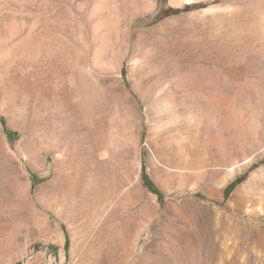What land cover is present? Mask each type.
I'll return each mask as SVG.
<instances>
[{"label": "rangeland", "instance_id": "obj_1", "mask_svg": "<svg viewBox=\"0 0 264 264\" xmlns=\"http://www.w3.org/2000/svg\"><path fill=\"white\" fill-rule=\"evenodd\" d=\"M99 1L0 0V264H264V0Z\"/></svg>", "mask_w": 264, "mask_h": 264}, {"label": "bare ground", "instance_id": "obj_2", "mask_svg": "<svg viewBox=\"0 0 264 264\" xmlns=\"http://www.w3.org/2000/svg\"><path fill=\"white\" fill-rule=\"evenodd\" d=\"M40 1V0H39ZM196 0H174L173 2H174V4L175 5H179V6H183V5H190V4H192L193 2H195ZM100 2V8H101V12H100V14H101V17H102V19H106L107 18V20H110V21H112L113 22V25H115V26H122V28L124 27V26H126L127 27V25H128V22H129V20H130V17L127 15V10H128V5H130V4H128V1L127 0H100L99 1ZM196 3V2H195ZM40 4V3H39ZM44 4V3H43ZM43 7V6H42ZM41 8V7H40ZM39 8V10H37V12H36V14H35V29H34V34L33 35H31V36H34V40H33V44H35V46H33L32 45V48L33 47H35V51H36V55H37V57H38V60L37 61H35L36 62V64H35V68H37V70H34L33 72H35L36 71V73H34L35 75L37 74V72H39V71H42L43 72V70L45 71H47L48 69H49V71L51 70L50 69V67L53 65V64H55L54 62H55V58L57 59V57H58V55L60 54H62V51L59 53V51H58V49H57V47H59L61 50H63L64 51V49H66V47H67V44H68V42L67 41H65L62 37H60V36H58V35H56L57 33H61L62 35H69L68 34V30H66V28H62V25H61V27H60V25L58 26V25H56V24H53V21H51L49 18H45L44 17V9H40ZM45 8V7H44ZM53 20V19H52ZM106 20V21H107ZM129 26V25H128ZM129 28V27H128ZM125 29V28H124ZM126 31V30H125ZM128 31H130V29L128 30ZM127 31V32H128ZM126 34V33H125ZM128 34V33H127ZM125 35L124 36V34L122 33V36H124V40H126L125 38L128 36V35ZM1 35V34H0ZM22 35H24L23 33H22ZM21 36V35H20ZM22 37V36H21ZM20 37V38H21ZM25 37V36H24ZM23 37V38H24ZM19 38V39H20ZM22 38V41L21 42H23L24 43V40H28V37H26V38H24L23 39ZM123 38H121V40H122ZM16 40H17V38H16ZM128 40V39H127ZM126 40V42H128ZM20 40H18V43H20L19 42ZM25 42H28V41H25ZM2 43V42H1ZM4 43V42H3ZM16 43V42H15ZM23 43H20V45L19 44H15L16 46H17V48H19L18 46H20L21 47V45L23 44ZM123 44L125 45V43L123 42ZM122 44V45H123ZM5 45H7L6 43H4L3 44V46H5ZM9 45H11L12 47H13V44H9ZM121 45V46H122ZM8 46V45H7ZM22 46H24V45H22ZM31 47V46H30ZM11 48V47H10ZM1 49V48H0ZM11 49H13V48H11ZM16 49V48H15ZM29 49V48H28ZM27 48H25L24 50H23V52H22V54L23 55H25V50H27V51H29ZM59 49V50H60ZM16 50H18V49H16ZM14 51V53L15 52H17V51ZM21 51H22V49H20ZM19 50V51H20ZM18 51V52H19ZM13 52V51H12ZM18 52H17V54H18ZM32 53H33V50L31 51ZM31 52L29 51V54H31ZM13 53V55L15 56V55H17L16 53L14 54ZM64 53V52H63ZM22 54H20V55H22ZM67 54V53H66ZM27 55H28V52H27ZM64 55V54H63ZM13 56V57H14ZM28 56H30V55H28ZM62 56V55H61ZM20 56H18L17 58H19ZM27 57V56H26ZM32 57V56H31ZM33 57H34V55H33ZM15 58V59H14ZM13 59H14V61L15 60H17V58L16 57H14ZM23 58V57H22ZM22 58H20V59H22ZM30 58V57H29ZM34 59H35V57H34ZM65 59V58H64ZM67 59V58H66ZM66 59H65V61H66ZM26 60V59H25ZM58 60V59H57ZM61 60V59H60ZM59 60V61H60ZM29 61V59L28 60H26V62H28ZM33 61V60H32ZM32 61H29V62H31L30 64H31V66H32V64H33V66H34V63H32ZM22 62H24V60L22 59L21 60V62L19 61V63H22ZM34 62V61H33ZM15 64H14V66L16 65V64H18V63H16V62H14ZM57 63V62H56ZM24 64H26L25 62H24ZM23 64V65H24ZM23 65H21V66H23ZM27 65V64H26ZM17 66V65H16ZM64 66V65H63ZM2 67V66H1ZM27 67V66H26ZM26 67H24L25 68V70H28V67H27V69H26ZM22 68V67H21ZM23 68V69H24ZM62 68V67H61ZM0 69H2V68H0ZM12 69V68H11ZM30 69V68H29ZM56 68L54 67V70H55ZM4 70V69H3ZM2 70V71H3ZM21 69L17 66L16 67V69H15V72L12 74H9V73H7L8 75L6 76V74L4 73V72H1V73H3V74H5V77H3L2 76V78L0 79V83L2 84V85H13V84H16V86H18V84L20 85V83L22 82V84H23V80L25 81V79H19L20 78V72L22 71H20ZM39 70V71H38ZM1 71V70H0ZM31 71V70H30ZM46 71H45V74H47L46 73ZM27 72V71H26ZM32 72V71H31ZM32 72V73H33ZM34 74L32 75V76H34ZM40 74V73H39ZM38 74V75H39ZM28 75V74H27ZM31 75V74H30ZM41 76H42V73L40 74ZM40 75L38 76V77H40ZM31 76V77H32ZM45 77H47V76H44V78L43 79H46ZM35 79H36V77H34ZM33 78V79H34ZM41 79H42V77H40ZM40 78L39 79H37V80H40ZM48 78V77H47ZM21 80V81H20ZM37 80H35V81H37ZM47 80H49V79H47ZM50 80H51V78H50ZM28 81H30V79H26V82L28 83ZM20 82V83H19ZM38 82V81H37ZM36 82V86H38V83ZM32 83V82H31ZM40 83H41V81H40ZM86 83V82H85ZM1 84H0V88L2 87V90H4L5 89V91L4 92H7V90H6V88H3V86H1ZM34 84V83H33ZM32 84V85H33ZM45 84V83H44ZM25 85H27L26 83H25ZM46 85H48V81H47V84ZM15 86V85H14ZM15 86V87H16ZM31 86V85H30ZM35 86V84H34V86H32L33 87V89L36 87ZM85 86V85H84ZM14 87V88H15ZM19 87V86H18ZM24 87V86H23ZM27 87V86H26ZM29 87V86H28ZM10 88V87H9ZM9 88H7V89H9ZM13 88V89H14ZM22 87H21V85H20V88L19 89H21ZM37 88V87H36ZM35 88V89H36ZM16 89V88H15ZM38 89V88H37ZM41 88H40V86H39V89L38 90H40ZM1 90V91H2ZM11 90V89H10ZM9 90V91H10ZM18 90V88L16 89V91ZM0 91V92H1ZM7 92L8 93V95L9 94H11L10 96H12V94L13 93H11V92ZM24 91L25 92H27L25 89H24ZM36 91V90H35ZM35 91H33L32 90V92H34L35 93ZM3 92V94H6V93H4ZM19 92H20V90H19ZM21 92H22V90H21ZM33 93V94H34ZM22 94H24V93H22ZM26 94V93H25ZM28 94H30V93H27V95ZM35 94H37V95H39L38 94V92H36ZM40 97V96H39ZM77 98V97H76ZM44 100V99H43ZM79 101V100H78ZM51 102V101H50ZM49 102V103H50ZM52 103V102H51ZM81 103V102H80ZM47 104H48V102H47ZM49 105V104H48ZM77 106V105H76ZM57 107V106H56ZM57 109V108H56ZM80 111V110H79ZM59 114V113H58ZM67 116V115H66ZM58 117V116H57ZM61 143V142H60ZM23 144V143H22ZM57 146L59 145V144H57V143H55ZM54 144V145H55ZM60 146H61V144H60ZM62 147V146H61ZM63 147H64V144H63ZM55 148V147H54ZM58 151L59 152H63L61 149H60V147L58 146ZM56 149V150H57ZM65 149V148H64ZM57 152V151H56ZM59 155H60V153H59ZM62 155V154H61ZM60 155V156H61ZM28 156V155H27ZM63 156V155H62ZM61 156V157H62ZM25 158V157H24ZM27 158V157H26ZM29 158V157H28ZM27 160V159H26ZM28 160H30V159H28ZM28 162V161H27ZM31 162V161H30ZM24 168V167H23ZM135 173V172H134ZM133 178H134V176H132ZM131 177V178H132ZM91 180H89V182H90ZM95 190V189H94ZM82 191V190H81ZM84 191V190H83ZM80 192V191H79ZM78 192V193H79ZM95 193H97L96 191H95ZM240 193V191H237V193L235 194V197L237 198V196H238V194ZM93 194V193H92ZM86 195V194H85ZM80 197V196H79ZM78 199H80V202H79V205L77 206V212H78V214H80V215H84V214H86V213H89L90 211L91 212H97L98 211V209H100V207L102 206H100V204L98 205V204H92V205H90V204H88V202L86 201V199H85V197L84 196H82V197H80V198H78ZM91 203H93V202H91ZM97 203V202H96ZM103 209V208H102ZM100 211V210H99ZM87 215V214H86ZM81 217V216H80Z\"/></svg>", "mask_w": 264, "mask_h": 264}, {"label": "trees", "instance_id": "obj_3", "mask_svg": "<svg viewBox=\"0 0 264 264\" xmlns=\"http://www.w3.org/2000/svg\"><path fill=\"white\" fill-rule=\"evenodd\" d=\"M175 14H178L179 13V11H175L174 12ZM143 181H144V184H145V186L148 188V189H150L151 191H154L156 194H158V195H160V193L154 188V186H153V183L149 180V178H148V176L146 175V173H144V175H143ZM237 181H239V180H237ZM236 181V182H237ZM235 182V183H236ZM235 183H233L231 186H229V188H227V191L235 184Z\"/></svg>", "mask_w": 264, "mask_h": 264}]
</instances>
